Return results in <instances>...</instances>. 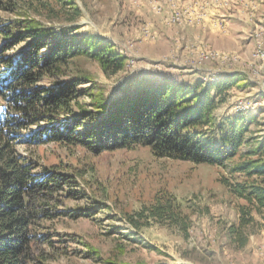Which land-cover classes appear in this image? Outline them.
Instances as JSON below:
<instances>
[{"label": "rangeland", "instance_id": "374dc122", "mask_svg": "<svg viewBox=\"0 0 264 264\" xmlns=\"http://www.w3.org/2000/svg\"><path fill=\"white\" fill-rule=\"evenodd\" d=\"M51 5L60 16L46 9H27L30 15H25L50 26H78L75 32L109 41L126 56V67L112 76L95 59H74L62 79L76 76L77 68L89 74L91 81L78 86H92L78 97L85 106H91L89 92L103 91L109 103L128 87L165 81L194 85L200 79L211 83L241 71L247 80L224 94L208 136L218 144L220 124L227 127L238 113L250 122L247 135L264 134V0H52ZM75 12L79 14L72 19ZM4 102L0 96V112ZM17 147L37 160L35 172L52 167L71 182L59 192L62 203L55 217L41 228L48 240L34 250L39 258L48 257L45 264H108L109 259L264 264V224L247 230L249 240L242 247L228 233L239 221V205L246 203L221 181L229 176L228 167L158 156L144 145L98 154L54 140ZM160 191L175 195L190 215L188 235L155 219L140 227L128 220L129 214L151 205Z\"/></svg>", "mask_w": 264, "mask_h": 264}, {"label": "trees", "instance_id": "16d2710c", "mask_svg": "<svg viewBox=\"0 0 264 264\" xmlns=\"http://www.w3.org/2000/svg\"><path fill=\"white\" fill-rule=\"evenodd\" d=\"M51 1L0 0V96L5 101L0 112V264H45L48 257L34 251L48 240L41 228L55 217L62 203L59 192L71 183L52 167L35 172L39 164L19 151L22 142L80 144L96 154L144 145L158 156L228 167L230 174L221 181L246 200L228 233L237 246H245L247 230L264 224V134L247 135L250 122L240 113L228 119L227 127L220 124L218 144L207 132L215 124V107L230 88L243 85L246 74L235 71L194 85L165 81L128 87L109 103L103 91L89 92L90 108L78 100L92 89H78L91 81L89 74L77 68L71 79L62 76L82 56L97 60L112 76L126 67V56L109 41L75 32L78 26H50L29 16V10L40 9L60 16ZM150 219L188 235L190 215L167 191L128 216L135 227ZM108 264L132 263L109 259Z\"/></svg>", "mask_w": 264, "mask_h": 264}]
</instances>
